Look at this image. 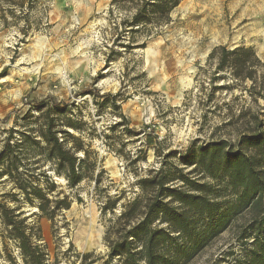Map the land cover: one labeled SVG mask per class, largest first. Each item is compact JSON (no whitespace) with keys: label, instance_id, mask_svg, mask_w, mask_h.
I'll return each instance as SVG.
<instances>
[{"label":"rangeland","instance_id":"374dc122","mask_svg":"<svg viewBox=\"0 0 264 264\" xmlns=\"http://www.w3.org/2000/svg\"><path fill=\"white\" fill-rule=\"evenodd\" d=\"M125 16L112 0H0V149L10 128L17 138L38 129L35 104L64 102L82 126L69 130L82 140L100 172L98 183L84 180L74 187L53 175L57 190L72 201L53 221L34 215L35 206L20 205L14 182L0 179V206L22 211L28 224L37 222L51 261L57 256L58 264H80L73 263L76 252H94L99 258L94 264H103L109 220L140 193L138 177L157 170L164 159L180 164V154L190 145L234 140L242 106L253 105L264 114V98L254 103L244 85L210 82L217 59L209 58L216 46L245 45L264 60V0H183L172 11L171 23L140 27L119 39ZM149 28L158 34L147 39ZM130 40L133 47L125 50L120 43ZM113 48L123 54L107 63ZM95 91L118 94L117 107L101 104ZM74 142L69 138L68 145ZM26 154H20V169L29 181L36 160ZM118 196L122 199L114 211L104 212ZM6 234L0 217V264H13L6 250L17 257L18 245ZM230 248L241 250L227 231L193 264L222 258ZM234 259L230 255L223 264H234ZM113 263L122 264L118 259Z\"/></svg>","mask_w":264,"mask_h":264},{"label":"trees","instance_id":"16d2710c","mask_svg":"<svg viewBox=\"0 0 264 264\" xmlns=\"http://www.w3.org/2000/svg\"><path fill=\"white\" fill-rule=\"evenodd\" d=\"M182 1L112 0V5L118 4L126 12L117 38L127 32L134 34L140 27L162 28L171 23L172 11ZM147 33V39L158 34L151 28ZM120 45L128 50L133 41ZM122 54L123 51L111 49L107 63ZM209 58L217 59L212 84L222 79L227 88L244 85L254 103L264 98V60L252 46L219 45L212 49ZM219 72L225 74L218 75ZM247 82L249 85H245ZM221 87L215 86L214 90ZM94 96L102 99L101 104L110 102L117 107L118 94L95 91ZM68 106L64 102H38L34 106L40 114L38 129L21 132L17 138L15 129L10 128L0 149V179L6 176L14 182L18 190L14 197L20 205L35 206L34 215L52 221L72 204L68 195L57 190L53 175H62L68 186L74 187L84 180L98 183L100 174L90 162L82 140L69 130H81L82 126L70 117ZM230 111L234 115L232 108ZM262 115L260 108L242 106L234 123V140L220 138L190 145L178 159L182 166L164 159L157 170L138 177L140 193L123 203L119 214L109 220L105 235L109 252L103 264H114L115 259L122 264H193L227 231L233 233L241 250L230 248L228 255L209 259L205 264H223L230 255L235 256L234 264H264ZM69 138L76 141L72 146L68 145ZM25 151L36 160L29 181L20 169V154L26 156ZM187 168H192V172H185ZM121 199L118 196L109 200L103 211H114ZM0 217L7 230L5 238L18 245L17 257L6 250L13 264H58L57 256L51 261L37 222L28 224V216L4 204L0 206ZM97 260L94 252H76L73 263L94 264Z\"/></svg>","mask_w":264,"mask_h":264}]
</instances>
